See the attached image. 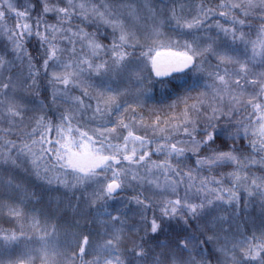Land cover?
Returning <instances> with one entry per match:
<instances>
[{"label": "snow or ice", "instance_id": "1", "mask_svg": "<svg viewBox=\"0 0 264 264\" xmlns=\"http://www.w3.org/2000/svg\"><path fill=\"white\" fill-rule=\"evenodd\" d=\"M0 264H264V0H0Z\"/></svg>", "mask_w": 264, "mask_h": 264}, {"label": "clouds", "instance_id": "2", "mask_svg": "<svg viewBox=\"0 0 264 264\" xmlns=\"http://www.w3.org/2000/svg\"><path fill=\"white\" fill-rule=\"evenodd\" d=\"M146 194L152 197L154 205L161 199L160 194L153 195L151 189ZM183 227L184 225L178 219L164 221V232L168 234H171L173 231L179 232Z\"/></svg>", "mask_w": 264, "mask_h": 264}]
</instances>
